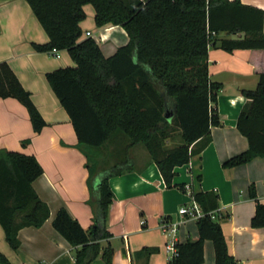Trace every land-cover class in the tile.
I'll use <instances>...</instances> for the list:
<instances>
[{
  "label": "trees",
  "instance_id": "1",
  "mask_svg": "<svg viewBox=\"0 0 264 264\" xmlns=\"http://www.w3.org/2000/svg\"><path fill=\"white\" fill-rule=\"evenodd\" d=\"M27 1L50 38L46 44H34L35 49L67 50L76 63L50 71L46 77L72 120L77 147L88 158L90 170L92 227L85 229L66 207L59 209L53 226L76 248V264H92L100 257L112 264L114 247L103 244L113 236L108 227L115 198L110 177L131 169L130 150L141 145L158 165L166 186H176V168L201 153L211 140L212 127L221 124L212 104L223 84L210 78V47L218 45L228 52L264 50V10L241 0ZM87 4L96 10L97 26L120 25L128 33V43L111 56L105 55L94 37L82 39ZM222 33L227 37L220 38ZM243 94L247 103L237 128L248 139L249 148L227 159L224 168L264 157V72L257 87ZM0 97L18 99L28 109L35 132L47 125L31 93L6 61L0 63ZM120 133L129 139L126 157L115 166L103 167V147ZM169 140L175 145L169 146ZM43 172L34 155L0 149V223L14 250L21 246L22 228L41 227L50 217L48 204L33 186ZM178 187L187 191L185 185ZM251 195L256 197L254 186ZM193 197L205 212L197 221L198 238L177 242L178 254L168 264H205L207 240L213 242L215 264H239L217 212L218 194L202 191ZM251 224L264 227V203H257ZM0 264L13 263L0 251Z\"/></svg>",
  "mask_w": 264,
  "mask_h": 264
},
{
  "label": "crops",
  "instance_id": "2",
  "mask_svg": "<svg viewBox=\"0 0 264 264\" xmlns=\"http://www.w3.org/2000/svg\"><path fill=\"white\" fill-rule=\"evenodd\" d=\"M241 2L264 10V0ZM84 9L87 17L81 22L82 39L89 37L87 32L94 38L103 33L104 40L98 43L106 56L128 43V33L122 26L109 23L99 27L94 6L87 4ZM219 37L227 35L222 33ZM49 41L27 0H0V63H9L47 122L41 132H35L28 109L16 98L0 97V149L37 158L44 172L34 180L33 186L50 208V217L41 227L20 230L18 250L10 246L0 223V251L13 264H76V248L53 226L60 208L66 207L85 229L94 223V213L88 203L91 196L88 158L77 147L78 136L72 120L46 77L50 71L76 63L67 50H60L57 56L34 47ZM209 71L211 80L223 84L217 101L212 104L221 124L212 127L211 140L201 153L189 164L176 168V186H166L158 165L141 145L133 147L131 169L110 177L115 198L108 227L113 236L103 244L114 247L112 264H168L169 239L161 228L164 217L183 220L177 233L179 242L198 238L197 222L188 221L194 218L179 214L180 208L192 201V195L178 185L190 186L193 194L217 193V212L230 252L239 264H264V227L255 228L251 224L257 203H264V157L233 168L223 166L227 159L249 148L248 139L237 128V121L247 103L243 90L255 89L259 74L264 72V50L228 52L212 45ZM25 140L29 141L24 144ZM105 156L104 160L100 157L103 163L109 157ZM103 167L109 168L104 164ZM252 186L256 197L251 195ZM215 261L213 242L207 240L205 264H215ZM92 264L107 263L100 257Z\"/></svg>",
  "mask_w": 264,
  "mask_h": 264
},
{
  "label": "built area",
  "instance_id": "3",
  "mask_svg": "<svg viewBox=\"0 0 264 264\" xmlns=\"http://www.w3.org/2000/svg\"><path fill=\"white\" fill-rule=\"evenodd\" d=\"M87 35L92 36L91 32H87ZM95 39L97 41L104 40L103 33L99 34L97 37H95ZM51 52L54 55L59 56V50L54 49ZM186 189H187V192L190 195H192V201L189 204L182 206L179 210V214L184 218H194L198 220L199 218L205 216V212H203L199 203L194 199L191 187L186 186ZM143 223H145V221H143ZM182 223H183L182 219L174 221L173 219L164 217L161 220V228L169 239L168 243L166 244V250L168 254L170 255V257H173L178 254V249L176 247V244L177 242H179V239H178L177 233Z\"/></svg>",
  "mask_w": 264,
  "mask_h": 264
},
{
  "label": "rangeland",
  "instance_id": "4",
  "mask_svg": "<svg viewBox=\"0 0 264 264\" xmlns=\"http://www.w3.org/2000/svg\"><path fill=\"white\" fill-rule=\"evenodd\" d=\"M129 142V139L124 134L120 133L118 139L116 138L114 142H109L106 147H103V160L106 157L105 155H108L107 159L104 161L105 166H115L119 164L120 162L118 160L124 159L126 157V145ZM169 146L175 145V142L170 140ZM143 148V146H141ZM115 148V149H114ZM135 148V147H134ZM115 150L116 152L111 154V152ZM133 147L130 150V153L132 152ZM185 193H188L187 191H184ZM191 199V198H190ZM191 201V200H190ZM188 221H198L197 219H189ZM221 221V220H220ZM197 224V223H196ZM222 224V223H221ZM163 232V230H162ZM163 234L166 236V234L163 232ZM167 237V236H166Z\"/></svg>",
  "mask_w": 264,
  "mask_h": 264
},
{
  "label": "water",
  "instance_id": "5",
  "mask_svg": "<svg viewBox=\"0 0 264 264\" xmlns=\"http://www.w3.org/2000/svg\"><path fill=\"white\" fill-rule=\"evenodd\" d=\"M122 252H123V254L126 255V248H123V249H122Z\"/></svg>",
  "mask_w": 264,
  "mask_h": 264
}]
</instances>
